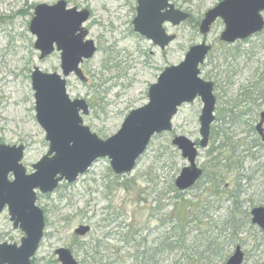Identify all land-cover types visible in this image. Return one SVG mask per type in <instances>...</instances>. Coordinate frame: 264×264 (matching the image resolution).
I'll return each mask as SVG.
<instances>
[{"label":"rangeland","instance_id":"rangeland-1","mask_svg":"<svg viewBox=\"0 0 264 264\" xmlns=\"http://www.w3.org/2000/svg\"><path fill=\"white\" fill-rule=\"evenodd\" d=\"M59 1L90 12L83 25L89 32L85 41H93L97 53L81 65L88 81L71 75L67 89L71 99L89 103L84 125L101 140L116 135L131 111L149 103V89L165 68L181 64L189 49L203 41L213 47L201 77L214 83L216 122L208 148L199 149L197 166L204 176L186 192L175 187V180L189 164L172 141L183 136L199 144L200 98L180 108L173 131L152 139L132 173L115 175L104 158L73 184L63 182L51 194L38 191L37 206L45 214L46 227L33 264H61L56 254L61 248L70 249L79 264H88L89 246L97 241L109 264H134L131 258L126 262L133 250L125 242L128 226L138 230L145 249L173 234L174 190L194 203L191 213L202 222L185 230L184 249L164 255L157 264H194L202 254L208 264H226L237 246L245 254L243 264H264V232L251 221V211L264 207V142L256 131L264 112V30L226 44L220 41L225 25L219 19L203 37L199 26L205 14L225 0H170L191 16L179 26L164 25L167 34L177 38L163 51L134 30L138 0H0V144L25 146L22 163L27 173L49 151L36 119L32 72L38 67L62 75L59 52L40 59L30 23L38 5ZM232 219L234 233L228 228ZM81 225L91 227L84 237L75 234ZM24 237L5 210L0 244L20 246Z\"/></svg>","mask_w":264,"mask_h":264},{"label":"water","instance_id":"water-1","mask_svg":"<svg viewBox=\"0 0 264 264\" xmlns=\"http://www.w3.org/2000/svg\"><path fill=\"white\" fill-rule=\"evenodd\" d=\"M262 12L264 0H225L205 14L199 32L206 37L221 19L225 31L220 41L234 44L264 30ZM189 18L188 12L177 9L170 0H138L133 25L135 32L164 51L177 38L167 34L164 25L179 26ZM89 19L88 10L68 8L65 1L35 8L30 23V31L37 38L35 49L40 52L41 60L59 52L62 75L44 73L38 67L31 75L36 119L49 143L47 154L32 166L34 171L28 174L23 166L25 146L0 144V216L7 209L14 228L25 233L20 246L0 244V264H32L46 227L45 214L37 206L38 191L51 194L63 182L73 184L94 163L104 158L110 160L117 176L132 173L152 139L172 132L173 119L179 109L197 98L203 102L199 118L202 139L199 147L183 136L173 139L172 144L189 164L182 169L175 186L185 192L203 177L197 158L199 149H206L209 145L211 127L216 122V97L214 83L201 77V67L212 46L203 41L189 49L181 64L165 68L157 83L149 89V103L131 111L119 132L104 141L84 125L83 116L90 114L88 102L71 99L67 89V78L71 75L83 83L88 81L81 65L97 53L95 43L85 41L89 32L83 25ZM263 125L264 112L256 127L264 141ZM251 215L253 225L264 232V207L254 208ZM90 231V226L81 225L75 234L84 237ZM56 254L61 264H79L68 248L58 249ZM243 260L244 253L241 247H237L227 264H243Z\"/></svg>","mask_w":264,"mask_h":264},{"label":"trees","instance_id":"trees-1","mask_svg":"<svg viewBox=\"0 0 264 264\" xmlns=\"http://www.w3.org/2000/svg\"><path fill=\"white\" fill-rule=\"evenodd\" d=\"M174 191L176 192L174 209L177 213V218L175 219L176 223H174L175 227L173 229L174 233L171 234L169 232V234H167L165 238H162L161 242L155 247H148L145 249L142 247L145 245V240H140L138 230L128 226L125 242L131 245L133 250L132 253H129L126 262L129 258H131L134 264H157V262L163 258L164 255L172 254L173 252H177L185 248L188 239V233H185V230L189 228L192 223L194 224L198 221L202 222V219L200 220L199 217H194V213H191L193 211L192 207L194 206V203L192 201L188 203L179 191ZM228 222H230V226L228 227L229 230H232V233L237 232V226L234 223L235 220L232 219V221ZM104 252L105 248L102 247L99 241H97L96 244L92 243L87 252L88 264H109L108 256H106V253ZM207 252H210L209 249L205 252V254H207ZM217 255L218 253L215 252V256ZM195 259L196 262H194V264H208L206 262L207 258L204 254L197 255Z\"/></svg>","mask_w":264,"mask_h":264}]
</instances>
